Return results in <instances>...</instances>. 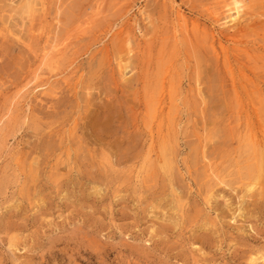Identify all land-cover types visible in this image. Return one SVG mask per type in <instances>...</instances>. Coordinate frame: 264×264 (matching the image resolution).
I'll return each instance as SVG.
<instances>
[{
  "label": "rangeland",
  "instance_id": "1",
  "mask_svg": "<svg viewBox=\"0 0 264 264\" xmlns=\"http://www.w3.org/2000/svg\"><path fill=\"white\" fill-rule=\"evenodd\" d=\"M25 1L0 0V264H253L264 0Z\"/></svg>",
  "mask_w": 264,
  "mask_h": 264
},
{
  "label": "bare ground",
  "instance_id": "2",
  "mask_svg": "<svg viewBox=\"0 0 264 264\" xmlns=\"http://www.w3.org/2000/svg\"><path fill=\"white\" fill-rule=\"evenodd\" d=\"M243 1V3H239L238 2V0H229L227 3H225V9H226V13H225V15H224V18H228L230 21H235L236 19H237V16L238 15H235L233 18H231V14H232V11H235L237 14H239L240 13V10H239V8L240 7H244V6H246L247 4L248 5H250V3H251V1L252 0H242ZM261 2V1H260ZM58 3H60V2H58ZM245 3V4H244ZM258 3H259V1H258ZM264 3V2H263ZM33 3H32V1L31 0H26L23 4H22V6L24 7V9H25V11H27L28 12V14H29V11H31L32 10V8H33ZM247 5V7H249L250 8V6H248ZM35 6V5H34ZM252 6H254V5H252ZM263 6V5H262ZM261 7V6H260ZM255 8V7H254ZM264 8V7H263ZM34 9V8H33ZM260 9V8H259ZM254 10H256V9H254ZM254 10H253V12H254ZM261 10V9H260ZM259 10V12H262V11H260ZM97 11V10H96ZM95 11V12H96ZM257 11H258V9H257ZM95 12H94V14H95ZM253 12H251V13H253ZM263 12H264V10H263ZM31 13V12H30ZM97 14H96V16L98 15V13L99 12H96ZM93 14V15H94ZM257 14V13H256ZM258 15H259V13H258ZM260 15H261V13H260ZM10 16V15H9ZM32 16V15H31ZM30 16V17H31ZM23 17V16H22ZM52 18H54V17H52ZM60 18V17H59ZM27 19H28V17H27ZM33 19V18H32ZM31 19V20H32ZM30 20V21H31ZM55 21H56V18H55ZM183 21V20H182ZM181 22V21H180ZM228 23V22H227ZM29 24V23H28ZM57 24V23H56ZM182 24H184V23H182ZM185 25V24H184ZM184 25H182V27H184V29H187V28H185V26ZM29 26V25H28ZM186 27H187V25H186ZM9 31H10V29H9ZM32 31H33V29H32ZM187 31V30H186ZM5 34V33H4ZM55 34V33H54ZM10 35V34H9ZM3 36V35H2ZM4 36H6V35H4ZM13 36V35H12ZM28 36V35H27ZM212 36V35H211ZM233 36H235V35H233ZM245 36V35H244ZM29 37V36H28ZM202 37V36H201ZM236 38V37H235ZM240 38H242V37H240ZM239 38V39H240ZM67 39V37H63L62 39H54L53 38V40H51L52 42H50V44H48V48L45 50V49H43L44 50V52H43V54H42V60L43 61H49V62H51V61H53L55 58H57V55L58 54H62V52L61 51H63V48H62V46H66V44H65V40ZM191 39V38H190ZM245 39V38H244ZM17 40H19V39H17ZM235 40V39H234ZM236 41V40H235ZM237 41H239V40H237ZM236 41V42H237ZM241 41H243L242 39H241ZM231 42V41H230ZM240 42V41H239ZM246 42V41H245ZM242 43V42H241ZM127 48H128V46H127ZM130 49V48H129ZM238 49V48H237ZM128 50V49H127ZM132 50V49H131ZM240 50V49H239ZM215 51V50H214ZM238 51V50H237ZM128 53L130 52V50L129 51H127ZM127 53V54H128ZM132 54V53H131ZM128 56H129V54H128ZM132 56V55H131ZM122 57V56H121ZM120 56H119V58H121ZM132 59V58H131ZM123 61V62H122ZM119 62H121L122 64V75H123V78H124V70L127 68V66H128V57H126L125 59H120L119 60ZM48 63V62H47ZM51 63H49V65H50ZM39 69V68H38ZM166 70V69H165ZM211 70V69H210ZM208 72V71H207ZM206 72V73H207ZM62 73V72H61ZM164 74V73H163ZM168 74V73H167ZM206 76H207V74H205ZM211 75V74H210ZM166 76V75H165ZM209 76V75H208ZM50 77V76H49ZM217 77H219V76H217ZM209 78V77H208ZM219 79V78H218ZM31 80V79H30ZM204 80V79H203ZM38 81V80H37ZM47 81V80H46ZM206 81V80H205ZM210 81H211V79H210ZM210 81H208V79H207V83H209ZM29 83V82H28ZM41 83H42V80H41ZM213 83V82H212ZM216 83V82H215ZM39 84V83H38ZM199 84H201L200 83V80H199V83H196V87H195V89H196V92L199 94V96H201L200 97V99H201V101H202V99H203V95H202V89L201 88H204V87H200L199 86ZM218 84V83H217ZM216 84V85H217ZM40 85V84H39ZM202 85H204L205 86V83L204 84H202ZM208 85V84H207ZM213 85V84H212ZM32 86V85H31ZM44 86V85H43ZM168 86V85H167ZM209 86H211V85H208V87ZM222 86V85H221ZM220 86V87H221ZM37 87H39V86H37ZM24 88V87H23ZM35 88V87H34ZM161 88V87H160ZM164 88V87H163ZM217 88V87H216ZM165 89V88H164ZM217 89H219V88H217ZM204 91L203 92H205V89H203ZM168 91V90H167ZM208 91H209V89H208ZM161 92H163V90H161ZM170 92V91H169ZM219 92V91H218ZM210 93H211V89H210ZM31 94V93H30ZM160 94V93H159ZM169 94V93H168ZM208 94V93H207ZM218 94V93H217ZM233 94V93H232ZM235 94V93H234ZM206 95V94H205ZM204 95V96H205ZM215 95H216V93H215ZM161 96V95H160ZM212 96V95H211ZM224 96V95H223ZM168 97V96H167ZM171 97V96H170ZM207 96H205V98H206ZM210 97V96H209ZM238 97V95H236V98ZM204 98V99H205ZM234 98V97H233ZM89 99V98H88ZM218 99V98H217ZM110 100V99H109ZM236 100V99H235ZM237 100H239L238 98H237ZM17 101V100H16ZM162 101V100H161ZM203 102H204V100H203ZM206 102V101H205ZM204 104H206V103H204ZM208 104H209V101H208ZM238 105V104H237ZM86 108H88V107H86ZM92 108V107H91ZM90 108H88V110H89ZM94 109V108H93ZM156 109V108H155ZM216 109V108H215ZM215 109L213 110V107H212V110L213 111H215ZM87 109H85L84 111L85 112H88V111H86ZM92 110V109H91ZM95 110V109H94ZM4 114H6V113H4ZM158 114V113H157ZM217 114V113H216ZM8 115V114H7ZM6 115V116H7ZM9 116V115H8ZM84 116H85V114H84ZM216 116V115H215ZM162 117V116H161ZM210 117V116H209ZM5 118V117H4ZM211 118V117H210ZM209 118V119H210ZM6 119V118H5ZM4 119V120H5ZM85 119V118H84ZM212 119V118H211ZM219 119V118H218ZM7 121V120H6ZM215 121V120H214ZM214 121H212L213 123H214ZM218 121V120H217ZM99 122H100V120H98L97 118H91L89 121L87 120V126L89 127V128H92L91 130H93L94 131V133H93V135L94 136H96V138H98V139H100L101 138V135H102V129H101V123L99 124ZM207 124V123H206ZM213 125V124H212ZM227 126V125H226ZM249 128V127H248ZM250 129V128H249ZM247 130V129H246ZM250 130H252V129H250ZM213 132H214V130H212ZM245 131V130H244ZM262 132V131H261ZM205 133V132H204ZM215 133V132H214ZM245 133L246 132H244V135H245ZM255 133H257V132H255ZM211 135L212 133L210 132V133H208V135ZM252 134V133H251ZM251 134H248V136L250 137V135ZM209 135V136H210ZM213 136L215 135V134H212ZM217 135V134H216ZM86 136H87V134H86ZM89 136V135H88ZM207 136V135H206ZM202 137H203V135H202ZM212 137V136H211ZM95 138V139H96ZM207 138V137H206ZM205 138V139H206ZM210 138V137H209ZM218 138V137H217ZM217 138H215V139H217ZM245 138H247V137H245ZM94 139V140H95ZM102 139V138H101ZM104 139V138H103ZM208 139V138H207ZM215 139H213V140H215ZM219 139V138H218ZM204 140V139H203ZM212 140V139H211ZM210 140V141H211ZM101 141H103V140H101ZM107 141V140H106ZM205 141V140H204ZM209 141V142H210ZM97 142V141H96ZM109 143V142H108ZM247 143V144H246ZM246 145H245V150H247L246 152H247V162L244 164L245 166L244 167H246V168H248V170L250 169V173H248L247 172V177L249 178L248 179V181H247V183H246V190L247 191H252L253 193L254 192H256L257 194H256V196L258 197V194H264V146H262V147H260V148H258L256 145H255V143H256V140H255V137H254V139L253 138H249L248 140H246ZM83 144V143H82ZM101 144V143H100ZM208 144V143H207ZM206 144V145H207ZM215 144V143H214ZM85 145V144H84ZM204 146V145H203ZM208 146V145H207ZM214 146V145H213ZM209 147V146H208ZM208 147H206L207 149H208ZM161 150H162V153L163 154H165V152H166V150H167V145L166 144H162L161 145ZM201 149H202V151H201V157L203 158V159H205V161H206V154H208L207 153V151H209V150H204L203 149V147H201ZM211 149H213V148H211ZM243 151V150H242ZM206 153V154H205ZM210 153V152H209ZM213 153V152H212ZM163 154H162V156H163ZM110 157V156H109ZM209 158V157H208ZM207 162V161H206ZM211 162H212V160H211ZM209 163L207 162L206 163V166L208 165ZM171 166H172V162H171V160H170V158H163V161H162V163H161V167H164L165 169H167V170H169V169H171ZM210 167V166H209ZM203 168V167H202ZM208 168V167H207ZM209 169V168H208ZM244 169V168H243ZM261 184H263V185H261ZM255 190H257V191H255ZM245 193H247V192H245ZM251 194V193H250ZM255 194V193H254ZM254 194H252L253 196L252 197H254ZM256 196H255V198H256ZM261 199H262V197H261ZM256 201V200H255ZM239 210H242V209H239ZM239 212V211H238ZM243 213V212H242ZM241 213V214H242ZM239 214V213H238ZM235 217V216H234ZM250 223V222H249ZM252 226V225H251ZM196 249V248H195ZM252 253V252H251ZM251 255H253V254H250L249 253V255H248V257L250 256V263H253V264H258V262L259 261H262L263 263H264V248L260 251V252H257V255L256 254H254L253 256H251Z\"/></svg>",
  "mask_w": 264,
  "mask_h": 264
}]
</instances>
